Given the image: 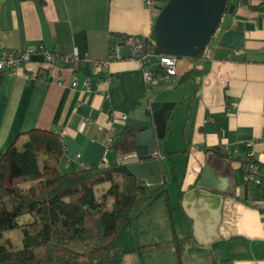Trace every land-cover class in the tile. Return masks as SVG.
<instances>
[{
  "label": "crops",
  "instance_id": "crops-1",
  "mask_svg": "<svg viewBox=\"0 0 264 264\" xmlns=\"http://www.w3.org/2000/svg\"><path fill=\"white\" fill-rule=\"evenodd\" d=\"M167 1L154 0V9L159 13ZM228 4L234 6L233 13L220 18L202 51L204 57H173L175 75L147 90L141 70L156 71L155 55H164L150 53L148 61L139 64L128 60L121 49V58L102 69L80 67L71 72L62 68L65 84L58 86L44 77L46 64L36 51L42 47L57 55L103 60L109 44L119 42L115 36L148 38L150 31L152 35L157 16L151 21L142 0H0V52L32 51L17 73L0 74V153L17 135L20 142L23 133L36 129L60 136L61 171L113 167L131 155L117 156L110 149L113 135L127 126L148 128L154 96L190 81L193 90L176 107L166 125L168 136L155 151L168 155L166 180L177 181L169 159L174 154L173 138L180 135L184 148L179 152L185 161L176 182L177 205L190 232L179 238L190 239L181 264H264V177L256 187L242 171L249 152L264 167V3L228 0ZM236 22L244 27L241 46L232 47L230 42L219 47L221 34L228 25L233 30ZM190 70L197 72L179 83ZM72 78L77 80L74 89L67 85ZM86 78L87 93L82 87ZM121 116L125 119L120 120ZM251 141L254 144H248ZM223 152L232 154L223 158ZM208 153L229 162L233 194L223 197L212 236L201 234L196 240L193 223L181 210L180 201L183 193L195 187ZM253 203L257 209L250 207Z\"/></svg>",
  "mask_w": 264,
  "mask_h": 264
},
{
  "label": "trees",
  "instance_id": "trees-1",
  "mask_svg": "<svg viewBox=\"0 0 264 264\" xmlns=\"http://www.w3.org/2000/svg\"><path fill=\"white\" fill-rule=\"evenodd\" d=\"M115 38L122 42L128 37ZM138 38L144 52L157 54L151 31L148 38ZM203 57L204 52L195 59ZM196 72L190 70L179 83ZM140 129L124 127L111 138L110 149L117 156L132 154ZM22 135L21 144L17 135L0 153V264H120L125 254L136 252L132 215L142 199L167 200L166 182L149 188L131 176L93 175L98 167L61 171L58 134L34 129ZM23 215L31 221L19 227L16 220ZM14 229H20V249L4 236ZM189 242L174 237L178 264Z\"/></svg>",
  "mask_w": 264,
  "mask_h": 264
},
{
  "label": "water",
  "instance_id": "water-1",
  "mask_svg": "<svg viewBox=\"0 0 264 264\" xmlns=\"http://www.w3.org/2000/svg\"><path fill=\"white\" fill-rule=\"evenodd\" d=\"M234 6L228 0H168L159 11L152 26V40L156 52L177 59H195L215 34L220 18L232 15ZM226 27L217 45L232 47L242 44L243 25L236 22ZM193 84L187 81L172 90L161 91L149 105L151 122L148 128L141 127L133 137L134 151L113 167L95 169L93 175L114 173L131 176L146 187L161 185L170 176L164 159L152 155L163 144L167 123L184 97L190 95ZM232 181L229 162L208 153L195 187L181 196L180 207L192 221V235L197 240L201 234L211 237L219 222L223 197L232 196Z\"/></svg>",
  "mask_w": 264,
  "mask_h": 264
},
{
  "label": "built area",
  "instance_id": "built-area-1",
  "mask_svg": "<svg viewBox=\"0 0 264 264\" xmlns=\"http://www.w3.org/2000/svg\"><path fill=\"white\" fill-rule=\"evenodd\" d=\"M144 9L147 11L151 21L157 16L158 10L154 9V0H142ZM264 3V0H261ZM121 49L126 51V57L128 60L144 64L148 61L150 54L146 53L142 49L141 41L138 37L127 38L122 42L113 41L109 44L107 57L103 60H96L93 57L87 56H63L57 55L54 51H48L42 47H37L36 51L39 52L45 62L44 77H49L51 81H55L56 85L63 86L65 83L62 79V68H67L69 71L74 72L80 67H87L91 69H102L108 66L109 63L117 61L121 58ZM32 51L18 52L8 51L0 52V74L3 72H9L15 74L18 70L29 61V57ZM157 63V69L154 72L148 70H141V77L145 88L148 90L151 87L157 86L160 83L168 81L175 75L176 60L173 57L155 55ZM60 64V67L54 66V63ZM69 88H76L77 80H72L67 83ZM83 91L88 92L87 78L84 80ZM120 120H124L125 116H121ZM264 141V140H263ZM248 144H254V141L248 142ZM236 152L234 151V154ZM232 153L223 152L222 156L230 158ZM79 156H76L78 159ZM153 159H160V153L154 152L152 155ZM101 165L104 166V159H101ZM242 171L247 178V181L259 187L264 177V167L259 165L252 152L246 153L244 157V163L242 164ZM104 168V167H103ZM250 207L257 209L255 203L251 204Z\"/></svg>",
  "mask_w": 264,
  "mask_h": 264
},
{
  "label": "rangeland",
  "instance_id": "rangeland-1",
  "mask_svg": "<svg viewBox=\"0 0 264 264\" xmlns=\"http://www.w3.org/2000/svg\"><path fill=\"white\" fill-rule=\"evenodd\" d=\"M179 138V134L173 138L174 146L171 150L174 154L169 159L177 181L166 180L167 200L163 197L154 201L149 198L141 200L132 215V231L139 249L136 252L125 254L120 264H178L173 252L172 241L174 237L179 239L190 234L187 231L188 222L177 205L176 182L181 179L185 161L184 155L179 152L184 148ZM22 142L20 141V144ZM160 159H163L161 154ZM30 221L31 218L28 215H23L16 220L19 227ZM4 236L14 249H20V229L5 232Z\"/></svg>",
  "mask_w": 264,
  "mask_h": 264
}]
</instances>
